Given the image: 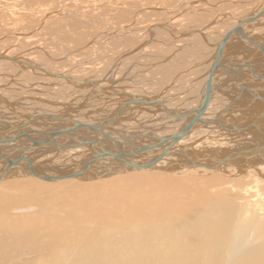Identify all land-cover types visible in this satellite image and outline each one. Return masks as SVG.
I'll return each instance as SVG.
<instances>
[{"label":"bare ground","instance_id":"1","mask_svg":"<svg viewBox=\"0 0 264 264\" xmlns=\"http://www.w3.org/2000/svg\"><path fill=\"white\" fill-rule=\"evenodd\" d=\"M155 1H159L158 4H155L161 6H157L159 9H145L147 5ZM182 1L184 0H0V29L14 34L15 37L21 41H26V43L33 44V39H36V37L31 39L25 36L26 38L21 39V37H24L23 32L32 30L38 32L45 29V27L49 30V36L63 32L69 34V36L73 35L71 37L76 36V39L78 38L76 45L77 47L80 46L78 50L83 51L89 49V46H93L95 41L94 36L96 33L89 40L88 37L85 38L84 32L87 33L88 30L90 32L95 29L99 33L112 31L110 34L114 36V40L120 37L128 39L130 42L129 49L125 47L117 55L115 54L116 57L111 64V71L114 70V65L120 63L128 55L134 52L140 53L143 49L146 52L147 46L153 45L151 43L154 41L155 30L167 34L165 35V45H168V47L165 46V50H167H164V53L167 52L165 55H169V51H173L170 42L173 43L174 41L179 44L187 42L194 44L197 50L198 59L193 57L195 63L201 62L199 65L202 69L200 75L206 74L202 67H205L209 62L207 67L209 75L206 77V74L205 79H201V81H204L202 82L203 86H201L205 88L200 94L195 107L188 111H181L179 108L164 106L166 102L161 99L163 93L155 97H144L141 94L139 96L127 94L124 88L110 91L111 93L106 92L105 87L111 84L114 86L115 82H111L112 76H109V74L107 77H101V79H81L76 78L77 75L75 77L71 73H66L64 70L54 72L37 64L36 61L32 62L26 56L20 59L17 57L18 54H13L15 57L12 55L14 51L9 54L6 52L0 54V60L4 62L19 65L29 71L32 70V72L42 73L41 76L46 75L56 81L65 82L71 87L89 88L90 91L94 88L96 90L93 91V94L89 92L87 99L95 98L96 101L102 102V107L104 106L108 111L109 109L112 110L105 114L107 116L99 113L98 110L97 114L91 115H99L101 118L92 120L87 113L79 111L81 106L86 107V102L83 100L79 105L75 102L55 103L50 101L53 99L47 100V97H50L49 94L44 99L41 89L39 92L41 91L42 98H39L47 103L46 105L49 107H46L49 110L36 112L34 110L33 113H29L30 111L20 108L21 106L14 110L6 108L7 110L3 112L7 114L3 115H10L7 117L9 119L7 122L17 126L29 120L31 115L45 113L54 114L58 118H72L74 121H81L86 125H100L101 133L112 137L115 142L105 139L100 134L86 130L73 134L70 138L61 136L57 140L65 144L78 143L79 140H96L102 145L101 149L115 154L121 152L128 154V160L125 158V162H132L137 165L156 162L153 168L133 170L126 165L124 166L121 162L101 157L102 151L99 143L96 144L95 148L86 146L56 151L51 146L45 145L29 151L26 155L31 156L36 164L37 162L46 161V167L48 161L44 160V156L53 151L59 161L57 163L61 165L57 164L60 169H63V166L73 167L71 171L68 172L67 170L68 173L72 172L78 164L83 165L88 160H93L98 153H100V158L83 176L87 178L94 177L87 179L91 181L89 184L70 183L68 179L59 181L60 183L49 182L51 184H47V181H45L47 185H44L43 182L41 183L43 180L30 175L24 177L18 171L13 173L14 177L21 176L20 179H33L36 180L35 183L33 181H12L11 177L9 178L12 181L10 183L6 180L0 182V190L11 188L15 192H21L42 188L43 193L39 194L51 196L52 198L57 197L53 209L46 211L52 218L27 214L11 215V213L20 210H26L24 208L25 201L22 199L9 201V208L0 205V233H5L10 238L24 236V238H27L25 242H33L34 244L25 248L12 249L7 246L10 239L2 242L0 244V264H264V147H256L251 150L250 146H240V142H238L240 139L235 137L227 141V146H223L220 138L214 136L217 141L214 139V143H212V140L210 142L215 147H219L215 150L221 151L228 148L227 150L235 153L233 156L223 158L224 160L221 159V161L210 156H204L203 153L196 154L194 160L189 158L186 151L193 148L198 140L201 141L207 135L200 137L188 147L179 146L196 132L206 129L205 126L207 125L223 127L228 131V134H225L226 136H243V139L250 143H252L251 141L256 143L255 139L250 138H259L264 141V106H260L261 102H264V86H259L264 83V54L257 45L252 44L253 41V43L259 44L264 49V14L244 29L245 34L251 40L250 43L231 39L224 47V56L221 60L222 68L217 71L215 77L213 76L215 88L210 102L201 116L200 123L194 125L187 136L174 144L168 155L160 158L162 150L169 147L170 144L164 147L158 146L163 139L181 132L193 120L195 111L203 107L206 89L212 77V68L217 61L221 42L231 31L242 25L246 18H250L264 10V0H254L259 4L256 8H248L244 4L233 7L231 13L220 15L208 5V1H202L199 4L197 1H192V3H182ZM35 6H43L45 10L48 9L41 13L39 20H35L33 27L30 18H33V20L35 18L33 13ZM189 6H191V12L187 10ZM205 6L207 7L203 9ZM193 12L202 14L205 17H201V20L198 21L191 18L190 22L172 21L176 18H182V14ZM236 12L241 13V15L236 16ZM70 13L85 17V22L81 23L80 19L55 20L60 19L61 15ZM95 13H101L99 22L92 16ZM105 16H107L106 19H104ZM150 17H154L152 21L154 23L147 24L145 28L141 29ZM11 18L13 22L10 23ZM25 19L28 21L25 22ZM157 19L161 20L157 21ZM88 22L94 25L87 24ZM2 34L3 32L0 35ZM1 37L5 38L4 36ZM106 40L109 41V44H114L113 40L106 38L101 40L104 42L102 46L106 45ZM120 41L124 43L122 40ZM53 43H55L54 40ZM43 46L41 47L44 48ZM62 47H64L63 44ZM5 49L7 48L5 47ZM55 49L57 50V47ZM55 49L53 48V51ZM202 50H204L203 55L200 54ZM155 52H152V55ZM181 59L184 60L185 58L181 55H175L172 63H180ZM191 70L193 69L191 68ZM157 71L160 72V70ZM168 73H170V70L166 72V74ZM192 76L194 77V74ZM83 80L85 82H82ZM202 87L199 89L202 90ZM244 91L247 93L245 94ZM46 93L48 92L46 91ZM218 93L225 96L227 100L221 99ZM260 93H263V95L261 96ZM102 97L105 99L104 102ZM117 98H122V102H117ZM135 99L138 101L135 102ZM213 100L215 107L224 103L223 105L229 111L224 109L217 116L208 119L204 117V114L211 108ZM150 102L151 104H146ZM236 106L238 109H236ZM144 107H156L158 111L161 110L163 112L161 113L168 119L167 123H169L165 131H172L173 134L162 137L160 135L165 133L164 130L160 132V130H155L152 127H143L137 124L136 121L134 124H125L127 122L126 118L133 112H136L139 116L146 113L147 109L145 110ZM61 109L62 111H60ZM72 113L79 116L74 117L71 115ZM152 113H150L151 118L156 121L158 118L156 114ZM222 114H226V117L230 118V121L225 119L226 117L223 118L224 121L228 120L230 123L221 120ZM83 117L88 120H83ZM216 119H218V122H213ZM208 122L213 123L208 124ZM34 123L31 125V129L28 128L27 130H52L50 128L51 119L38 120ZM233 123L238 125H233ZM65 126L60 124L58 128ZM8 128L9 126L0 124V130ZM135 132L137 134H130ZM9 136L13 137L15 134ZM73 137L77 139L75 140ZM38 138L44 139L45 137L39 136ZM28 144V140L25 139L20 144L0 146V154H12L16 157L18 151ZM152 147L154 149L142 153L144 148ZM49 148L51 152L48 151ZM231 148L237 150H231ZM240 149L241 151H239ZM246 149L247 151H245ZM138 152L141 154H138ZM225 153L227 154L229 151H225ZM234 156L239 157L240 160L242 157H246L240 161V165L238 163L231 165ZM183 158H186V161ZM168 159H175V161L179 159L180 162L172 164L169 168H163L162 164ZM187 164L194 166L185 167ZM40 165L36 166V170L40 174L57 176L42 172L44 164L41 166L43 169L40 168ZM211 165L225 166L218 168ZM3 167L4 164H0V170ZM24 167L28 170L26 166ZM174 167L186 168L183 170L191 174L194 173L196 177L201 176L204 178H188L177 170L171 172L173 175L164 174L170 172V169ZM48 169L46 170L48 171ZM58 169L57 167L56 170ZM145 170H160L162 173L153 172V174H150L149 172H143ZM107 179L110 181H105ZM96 182L102 183L94 185L97 184ZM62 191H65V193L56 196ZM2 200L5 199L2 198Z\"/></svg>","mask_w":264,"mask_h":264},{"label":"rangeland","instance_id":"2","mask_svg":"<svg viewBox=\"0 0 264 264\" xmlns=\"http://www.w3.org/2000/svg\"><path fill=\"white\" fill-rule=\"evenodd\" d=\"M192 1L193 2L197 1L198 4L201 3L202 1H208V5H210L212 7V9L216 13H218V15L223 14V13H231L234 9L233 7H237L239 5L245 4V5H247L248 8L249 7L250 8H256L257 6H259V4L254 2V0H251V1L250 0H190V1L184 0V1H182V3L183 2L184 3L185 2L186 3H192ZM234 1H237V2L234 3ZM158 3H159V1L158 2L157 1L152 2V4L147 5L145 9H148V8L149 9L153 8L154 10L156 8L159 9L158 7L160 5H155ZM206 7L207 6H205L203 9H205ZM35 8L33 10V13L35 14L34 16L36 19L34 18V20H33V18H30V20L33 22V23L31 22L33 27L35 25V20H39L41 15H42L41 13L47 11V9H48L47 8L45 10L43 6H41V7L35 6ZM187 10H188V12L189 11L191 12L192 11L191 6H189L187 8ZM240 11H242V10H240ZM237 12H236V14H237L236 16H240L241 13H237ZM100 15H101V13H99V14L95 13L92 16L99 22L100 21L99 20ZM162 16H163V14H162ZM181 16H183V17L180 19L176 18L172 21L176 22L178 20H181V21L190 22L191 18H193L194 21H198V20H201V17H205L202 14H195V12L185 13V14H182ZM106 18H107V16L104 17V19H106ZM69 19H73V20H79L80 19L79 21L81 23H83V21L85 22V20H86L85 17H80V16L76 15L75 13H72V14L70 13L68 15L67 14L61 15L60 19H55V20L65 21V20H69ZM153 20H154V17H150L149 19H147L148 22L144 23V26H142L141 29L145 28V25H147V24L154 23V22H152ZM159 20H161V19H157V21H159ZM26 21H28V20L25 19V22ZM9 22L10 23L13 22V19L11 18ZM222 22L226 23L227 21H222ZM87 24L94 25L93 23H90V22H88ZM191 24L193 25V23H191ZM157 30H159V29H157ZM2 32H3V34L0 35V43L2 41V43H1L2 45L0 44V54H3L5 52L7 54H9V53H12L14 51L15 53L13 52L12 55L18 54L17 57L20 59H23L22 57L26 56V58L31 59L32 62L36 61L37 64L44 66L46 68H49V69L53 70L54 72H56L58 70H59L58 72H60L61 70L62 71L64 70L66 73H68V74L71 73V75H73L75 77L77 75L76 78H81V79L82 78H84V79H86V78H88V79H92V78L99 79L100 78L101 79V77H107V75L109 74V76L110 75L112 76L111 82H113V81H115V82L118 81V82L117 83L114 82V84H113L114 86H112V84H111V85L105 87L107 89L106 92L111 93L112 91H115L117 89L120 90V89L124 88V89H126L127 94H131L134 96L135 95L139 96V94H141L144 97H147V96L148 97H151V96L155 97V96H157V95L159 96L160 94L163 93V96L161 97V99H163L162 101L166 102L164 106H167L169 108H179V109H181V111H188V110L195 107V104H196L200 94L204 91V88H205V87H202L203 86L202 82H204V81H201V79L202 78L205 79L206 74H207L206 77H208V75H209V71H207V69H208L207 67L209 65L208 64L209 62L205 65L206 68L202 67L204 69L203 71H205L206 74L200 75V72L202 71V69L199 67V65L201 64V62L200 63L194 62V57L198 59V55H197L198 53H197L196 48L194 47V44L187 43V42L184 44H179V43L174 42V41H173V43L170 42L171 46L173 47V49H172L173 51H169L170 54L165 55L167 53V52L164 53L165 46L168 47V45H165V43H166L165 42V35H167V34L161 33V32L156 31V30L154 31V38H153L154 41H152V43H151L153 45L147 46L146 52L143 49V50H141L140 53L134 52L133 54L128 55V57L124 58V60H121L120 63L114 65L113 71H111V69H112L111 64L114 61L113 59L116 57L118 52L122 51L125 47H126V49H129L130 42L128 39H124L121 37L114 40L113 39L114 36L110 34L112 31L111 32L104 31V32L99 33V32H96L95 29H92L90 32H89V30L87 33L84 32L86 35L85 38L88 37V40H89V38L94 36L96 33V35L94 36L95 41H94L93 46H89V49H86L84 51L78 50V47H80V46L77 47V45H76V41L78 40V38L76 39V36L71 37L73 35L69 36V34L64 33V32L59 33V34H56V33L53 34L52 33L53 35L50 34L51 36H49L48 35L49 30L46 27H45V29L38 31L39 33L35 30L34 31L32 30L30 32H23L24 37H21V39L26 38L25 36H27L28 38H31V39L36 37V39L35 38L33 39V44L26 43V41L24 42V40L21 41V40H19V38L15 37L14 34L4 32L3 29H0V34ZM40 32H41V34H40ZM106 32H108V33H106ZM5 33H6L7 38L5 36ZM20 33H22V32H20ZM42 33H43V35H42ZM1 36H4L5 38H2ZM64 37H66V38L64 39ZM40 38L43 40H41ZM106 38L113 40L114 44H109V41L106 40V45L102 46L104 44V42H102L101 40H104ZM263 39H264V37H263ZM3 40L6 42H4ZM53 40L55 43H53ZM120 40H122L124 43H121ZM125 40H128V41H125ZM34 41H36V42H34ZM118 41H120V42H118ZM62 44L64 47H62ZM41 46H43L44 48L46 47V48L44 49ZM55 46L57 47V50L55 49L56 48ZM5 47L7 49H5ZM53 48L55 49L54 51H53ZM165 51H167V50H165ZM203 51L204 50H202V52L200 54L203 55V53H204ZM43 52H44V54H43ZM76 52H78V53H76ZM152 52H155V53L152 55ZM49 54L54 55V56H50ZM137 54H139V55H137ZM175 55H181L185 59L184 60L181 59L180 63H172V59ZM13 56H15V55H13ZM64 56H65V58H64ZM59 58H61V59H59ZM52 59H54V60H52ZM43 60H46V61L43 62ZM60 60H62V61H60ZM56 62H58V63H56ZM191 68L193 70L190 71ZM157 70H160V72H158ZM168 70H170V73L166 74V72H168ZM242 73H246V72H242ZM193 74H194V77L192 76ZM41 75H42V73L32 72V70L29 71L27 69H24L23 67H20L19 65L17 66L15 64L7 63V62L0 60V96L2 98L6 97L5 99L7 101L9 100L10 102L15 103L17 105V108H19L20 106H21L20 108H25L26 111H30L29 113H33L34 110H35V112L36 111H42V110H44V111L49 110V109H47V107H49L48 105H46L47 103L43 99H40V98H42L41 97L42 96L41 91L43 92V95H44L43 98L44 99H46L45 97H47L49 94L50 97L49 98L47 97V100L53 99L50 101H53L55 103H59V102L73 103V102H75L79 105L83 100L84 102H86V107L81 106L79 108V111H81L82 113H87L88 117H90L92 120H94V118L95 119L101 118L99 115L98 116H92L91 115V114H97L98 110H99V113H103L104 115L107 114L109 111L110 112L112 111L111 109H109V111H108V109H106L104 106H103L104 107L103 108L101 105L102 102L96 101L95 98L94 99L93 98L87 99L88 98L87 95L90 93L93 94V91H95L96 89L94 90V88H93V90L90 91L89 88L88 89H86V88H83V89L74 88L73 86L71 87L70 85L66 84L65 82L56 81V80L52 79L51 77H47L44 74H43L44 76H41ZM10 78H12L13 80H11ZM193 78H194V80H192ZM51 79H52V81H51ZM53 82H55V83H53ZM55 86H56V88H55ZM66 87H68V88H66ZM201 87H202V90L199 89ZM43 88H45V89H43ZM39 90H41V91L39 92ZM165 90H167V91H165ZM46 91L48 93H46ZM57 91L60 94H58ZM246 93L247 92H245V94ZM218 95L220 96L221 99L227 100V98L225 96H222L220 93H218ZM260 95L262 96L263 93H260ZM24 96H25V98H24ZM64 98H65V100H64ZM25 99H26V101H25ZM102 99H103L102 101L104 102L105 99L103 97H102ZM116 100H117V102L120 103V102H122L123 99L117 98ZM30 102H31V104H30ZM223 102H225V101H223ZM223 104L224 103L219 104L217 106L218 107L217 108V107H215L214 100H213L211 108H209L206 111V113L204 114V117L210 119V118H213L214 116H217L218 114H220L222 111H224V109H225V111H229V110H227V107H225ZM261 105L264 106V102H261ZM222 106H224V107H222ZM6 108L9 109V107L6 104H3L0 101V111L3 112L5 110H7ZM144 109L145 110L147 109L146 110L147 112L146 113L141 112L142 115H140V116L138 114H136V112H133L129 116L131 118H129V117L126 118L127 122H125V124H131V123L134 124L136 121V123L139 124L140 126L150 127V128L152 127L155 130H160V132H162V130L165 131V128L167 129V127L169 126L168 125L169 123H167L168 119H167V117H165L162 114L163 112L160 109H159L160 111H158V108H156V107H144ZM236 109H238L237 106H236ZM60 111H62V109ZM3 113H5V112H3ZM150 113L156 114L158 119L156 121L153 120L151 118ZM135 114H136V116H135ZM105 116H107V115H105ZM225 117H226V114H222L221 120L223 122L227 123L230 118L228 119L227 117L226 118ZM163 118L166 120H164ZM223 118L228 119V120L224 121ZM234 118H235V115H234ZM237 119H238V117H237ZM261 119H263V118H261ZM83 120L87 121L88 119L83 117ZM228 123H230V122H228ZM233 125H238V124L233 123ZM205 127H207V128L204 130H200V131L196 132L194 135H192L190 138L184 140L179 145L180 147H185V146L188 147L191 144H193L200 137L207 135L201 141L198 140L197 143L195 144V146L193 145V148L188 149L186 151L189 158H192V160H194V158H196V154H199V153H203L204 156H210V157H213L215 159H220V160L227 157V156H233L235 154L234 152L227 150L228 148L222 149L221 151L215 150V148H219V147H215L214 144H212L215 141H217V139L214 136H216L217 138L218 137L220 138L223 146H227V144H228L227 141H230V140H232V138L235 137L236 139H240L238 141V142H240V146H250L251 150L255 149L256 147H259V148L264 147V141L259 139V138H250V139L256 140V143H253V141H251L252 143H250V142L244 140L243 136L242 137H239L237 135L236 136L235 135L234 136H230V135L226 136L225 134H228V131L226 129H224L223 127H219V126H215V125H212V126L207 125ZM211 127H214V128H211ZM172 134H173L172 131L166 130L165 133L163 135H160V136L167 137V136H170ZM221 134H224V135L220 136ZM208 135H210V136H208ZM241 135H244V134H241ZM214 139H215V141H214ZM211 140H212V143L210 142ZM209 142H210V144H208ZM44 149H46V148H44ZM49 149H48V151L51 152V149L50 150ZM231 150H237V149L231 148ZM225 151H229V153L226 154ZM239 151H241V149ZM44 157H45L44 160L48 161L47 167L45 165L46 161L40 162V164H41L40 168L43 164L45 165V167H44V165L42 166L44 169L41 168V169H43L41 171L44 173L58 175V174L63 173V172L68 173L73 168L70 166L69 167L63 166V169H60L61 165H60V163H57L58 159L56 158V154L53 151L50 154H47V155L45 154ZM244 157H246V156H244ZM244 157H242V159H244ZM233 158H234V160L231 161V165L236 164V163H238L239 165L241 164L240 161L242 159L240 160L239 157L237 158L235 156ZM183 160L186 161V158H183ZM81 162H83V161H81ZM178 162H180L179 159H178V161H175V159H168L166 162H164L162 164V167L163 168H169L172 166V164L174 165L175 163H178ZM57 164H59L60 166H58ZM206 164H208V163H206ZM211 164H213V163H211ZM48 165H51V166H48ZM55 165H57V166H55ZM187 166H194V165H192V164L191 165L190 164L185 165V167H187ZM211 166L221 168L225 165H223V166L211 165ZM51 167H53V168H51ZM57 167L59 168L58 170H56ZM68 168H70V169H68ZM46 169H48V171ZM183 169H186V168H183V167L175 168L174 167V168L170 169V172H165L164 174L165 175H173L171 172L177 170L180 174H185L186 177H188V178H190V177L199 178V179L204 178L201 176L196 177V175L194 173L191 174L190 172L184 171ZM67 170H68V172H67ZM189 170H192V169H189ZM143 172H149L150 174L151 173L153 174V172L158 173V174L162 173V172H160V170H145ZM150 174H142V175H150ZM14 176L15 175L11 176V179H13L12 181H17V180L26 181V182L36 181L33 179H26V178L20 179V178H22L21 176H17V177H14ZM116 176H110V177H116ZM24 177H26V176H24ZM9 178L6 179V181L10 183L12 181ZM15 178H16V180H15ZM91 178H94V177L91 176ZM91 178L82 177L80 179H69V180H70V183L89 184V183H91V181H88L87 179H91ZM110 179H112V178H110ZM94 181H96V180H94ZM105 181H110V180L107 179ZM7 182H5V183H7ZM42 182L44 185H47L49 183V182H46L47 184H45V181H41V183ZM55 183H60V182L58 181ZM100 183H102V182H99V183L94 184V185H100ZM49 184H51V183H49ZM39 193H43L42 188H40V190H31V191L24 190L21 192H15L11 188H6L4 190H0V198H1L0 199V205L8 207L9 201H12L14 199H22L25 201L24 208H26V210H20L19 212L11 213V215L27 214V215H33V216L52 218V216L50 214H47L46 211H51L53 209L54 201L57 197L52 198L51 196H43L42 194H39ZM64 193H65V191L59 192L56 196L62 195ZM2 198H4L5 200H2ZM28 237H32V236H28ZM8 239H10V242L7 244V246H8V248H12V249H14V248H25L28 245L33 244V242H25V240L27 238H24V236H22L21 238H16V237L10 238V237H8L7 234L0 233V244L4 241L8 240Z\"/></svg>","mask_w":264,"mask_h":264},{"label":"water","instance_id":"3","mask_svg":"<svg viewBox=\"0 0 264 264\" xmlns=\"http://www.w3.org/2000/svg\"><path fill=\"white\" fill-rule=\"evenodd\" d=\"M264 14V10H262L261 12L255 14L254 16L250 17V18H246L245 21L243 22L242 25H239L236 29H234L233 31H231L228 36H226V38L223 39V41L221 42L219 51H218V58L216 63L214 64V67L212 68V77L210 78L209 82H208V86L206 89V96H205V100L203 103V107L197 111H195V116L193 118V120L185 126V128L181 131L176 133L174 136H171L167 139H163L160 144L158 146H162L164 147L167 144H170L169 147L165 148L162 150L161 152V156H166L169 153V150L174 146V144L178 143L182 138H184L185 136H187L191 131L192 128L194 127V125L200 123V119L201 116L203 115L205 109L208 106V103L210 102L213 90L215 88V86L213 85V76L215 77V74L217 73V71L222 68V57L224 56V47L226 46V44L228 43L229 40L231 39H236V40H240L242 42H249L250 43V38L245 34L244 29L248 26H250L252 23H254L256 20L260 19L262 17V15ZM252 44L257 45L262 53L264 54V49L259 46V44L257 43H253ZM18 62L20 60H17ZM23 63V62H21ZM24 64V63H23ZM53 75V74H52ZM82 82H85V80H83ZM90 82V81H88ZM81 83V81H80ZM91 83V82H90ZM93 83V82H92ZM0 100L3 104H6L10 110H14L17 109V105L13 102L7 101L6 99L2 98L0 96ZM138 100L135 99V102H137ZM146 104H151L150 103H146ZM154 104V103H152ZM125 108V107H124ZM18 112V111H17ZM72 116H79L75 113L71 114ZM10 116V115H8ZM7 115L4 116L2 113L0 114V124H5L7 126H9L8 129L5 130H0V146L3 145H7V144H20L21 141L23 140H28L29 144L26 145L23 149L19 150L17 153V156L14 157L12 154L11 155H4V154H0V164H4V167L2 170H0V182L8 179L9 177L13 176L14 172L18 171L21 172L22 175L24 176H32V177H36L39 178L43 181H47V182H58V181H62V180H68V179H78L80 177H83L84 174H86L91 168L92 166H94V164L97 162V159L100 158V153L97 154V157L94 158L93 160H88L87 162H85L83 165L78 164L72 172L70 173H65V174H60L57 176H48V175H44V174H40L38 172V170H36V166L40 163L34 162V160L32 159L31 156L26 155V153H28L29 151L33 150L34 148L37 147H41V146H45V145H49L51 146L53 149H55L56 151H60V150H71V149H77V148H81V147H86V146H92L93 148L96 147V144L99 143V141H82L79 140L78 143H74V144H65V143H61L58 142V138L61 136H64L66 138H70V136H72L73 134L79 133L81 131H90L93 133H97L100 134L102 137H105V139H109L113 142H115V140L110 137L107 136L105 133L102 134L100 131V125L99 126H95V125H86L85 123L81 122V121H74V119L72 118H58L56 115L54 114H45V113H40V114H35V115H31L29 120H26L24 123L20 124V125H13V123L7 122L9 119ZM46 119H51L52 123H50L51 125V129L52 130H27L28 128L31 129V125L35 124L34 122H37L38 120H46ZM111 121V120H110ZM218 122V119L214 120L213 122ZM213 122H208V124L213 123ZM66 125L65 127L62 128H58V125ZM17 133V134H16ZM11 134H15V136L10 137L9 135ZM39 136H44V139H39ZM76 137V136H75ZM73 137V139H77ZM38 138V139H36ZM99 147L101 149L102 145L99 143ZM154 149V147L152 148H144L142 151V153H144L145 151ZM102 151V156L101 157H106L118 162H121L124 166L126 165L127 167L132 168L133 170H137V169H147V168H153V166H155L156 162H152L150 164L147 165H137V164H133L132 162H125V158H127L128 160V154H124V152H121L120 154H115L112 152H108L105 149H101ZM247 151V150H245ZM138 154H141L140 152H138ZM239 155V154H236ZM28 168V170L25 169V167Z\"/></svg>","mask_w":264,"mask_h":264},{"label":"crops","instance_id":"4","mask_svg":"<svg viewBox=\"0 0 264 264\" xmlns=\"http://www.w3.org/2000/svg\"><path fill=\"white\" fill-rule=\"evenodd\" d=\"M259 86H264V83H263V84H260ZM244 89H245V88H244ZM244 89H243V90H244ZM259 104H260V103H259ZM260 105H261V104H260ZM0 113H2V114H4V115L7 114V113H3L2 111H1ZM130 134L134 135V134H137V132H135V133H130Z\"/></svg>","mask_w":264,"mask_h":264}]
</instances>
